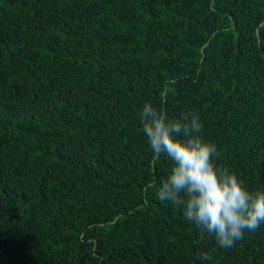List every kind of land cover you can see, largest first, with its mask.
<instances>
[{
	"label": "trees",
	"instance_id": "trees-1",
	"mask_svg": "<svg viewBox=\"0 0 264 264\" xmlns=\"http://www.w3.org/2000/svg\"><path fill=\"white\" fill-rule=\"evenodd\" d=\"M146 102L264 190V0H0V264H264L159 199Z\"/></svg>",
	"mask_w": 264,
	"mask_h": 264
},
{
	"label": "clouds",
	"instance_id": "clouds-1",
	"mask_svg": "<svg viewBox=\"0 0 264 264\" xmlns=\"http://www.w3.org/2000/svg\"><path fill=\"white\" fill-rule=\"evenodd\" d=\"M140 119L153 153L152 166L161 155L171 161L160 182L159 199L180 206L201 240L211 235L218 247L232 248L246 231L255 232L264 224V190H249L234 172L216 164V146L203 139L198 115L170 120L146 102ZM203 258L211 259L207 254Z\"/></svg>",
	"mask_w": 264,
	"mask_h": 264
}]
</instances>
